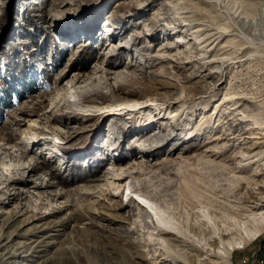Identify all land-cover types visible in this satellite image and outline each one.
I'll return each instance as SVG.
<instances>
[{
	"label": "rangeland",
	"instance_id": "1",
	"mask_svg": "<svg viewBox=\"0 0 264 264\" xmlns=\"http://www.w3.org/2000/svg\"><path fill=\"white\" fill-rule=\"evenodd\" d=\"M119 1L123 0H0V222H6L5 231L13 232L5 249L14 248L20 253V257L11 264H43L45 260L49 264H144L140 258L129 256L118 246L115 235L129 232L132 228L141 231L137 235L131 233L128 238L140 246L146 259L155 261L152 250L161 252L165 247L156 230L141 225L134 227L130 218L134 215L139 218L140 214L135 210L120 209L121 201H131L130 197H133L141 202L150 216L151 210L139 197L140 193L131 192L126 181H123L119 189L110 190L113 195L102 194L103 187L111 182L112 168H124L132 163L154 165V171L169 172L168 177L177 181L173 189L177 193L172 198L153 202L147 200L158 206L166 218L181 226L182 223H198L199 227L205 229L201 219L211 218V222L216 221L217 224L213 229L215 232L228 230L227 238L219 243L217 251L221 254L217 258L204 253L200 256L206 257L203 259L205 264H264V229L252 238L246 236V231L254 233L255 217L259 213V208L251 209L246 200L252 191L264 199V184L256 185L257 178L250 176L253 166L238 171L239 165L247 162L239 161L242 156L227 159L236 153L242 155L245 146L238 145L239 141L235 139L215 140L206 145L215 150L206 156L212 153L219 156L216 161L228 168L225 179L207 174L196 161L197 157L205 154L202 149L206 146L203 144L210 140L209 136L220 134V123L233 104L228 101L220 106L222 98L237 95L249 97L252 92L264 87V39H257L254 43L250 31L244 33L241 29V20L232 17L238 3L244 5L249 15L259 14L261 0H223L222 8L214 2L213 5L199 3L214 16L212 22L235 23L239 28L234 31L235 34L218 40L217 47L226 41L235 43L240 36H244L251 51L257 53L256 60H245L243 67L236 64L222 79L217 94L209 100L200 102L201 88L209 87V82L213 84L214 79L202 76L203 81L194 83L197 78L190 80L185 77L194 71L192 65L176 67L185 65L184 59L204 54V51L195 50L192 39L185 44L178 43V40L187 39L180 32L172 33L167 38H157L153 34L156 29L153 30L154 25L150 21L149 30H140L143 21L147 24L151 16L162 19L156 21L163 23L158 24L157 28L167 26L176 29L178 20L175 16H181L183 10L182 3H178L180 0H168L174 11L167 7L163 13L153 16L151 9L158 6V3L155 4L145 11L134 27L137 29L134 33L140 31L143 34L139 43L150 44L139 52L153 58V64L146 68H143L144 60L141 57L142 63L137 62L126 69L130 77L141 78V81L132 80L131 88L125 85L119 87V84L102 103H97L98 100L91 96L75 106L64 99H75L67 91L61 98L55 99L59 87L68 76L78 73L81 75L78 81H84L92 76L94 67L101 66L109 57L106 52L110 46L106 47L104 42L111 39L101 25L105 21L113 24L107 17ZM218 8L222 12L220 16H215ZM122 11L118 10L117 13ZM128 35L115 38V41L124 42L130 38ZM79 42L84 45H79ZM168 43H174L175 47L158 50V47ZM134 44L132 48L137 49L138 44ZM120 52L110 56L114 63H119L122 55L129 54L126 49ZM160 54L163 60L156 56ZM117 68L125 69L123 64ZM64 72H67V77L57 83V77ZM126 88L134 90L139 97L137 101L148 105L143 113L144 119L153 118L151 114L155 113L157 118L162 117L158 119L161 125L177 135V138H163L162 144L154 147L158 153L155 156L147 154L145 159H140V154L145 153L136 149L141 147L136 145L140 139L136 141L131 131L125 135L134 128L130 122L138 115L133 108L125 111L127 106L122 108L119 102L125 98L133 99L123 93ZM157 95L165 98L171 96L165 101L168 105L159 104L163 101H158ZM246 101L245 104H248ZM107 102H111V105ZM262 102L255 111L259 113L257 118L264 119V99ZM132 103L139 105V102ZM110 108L118 109L115 112L121 116L103 118L104 113L101 112ZM184 114L188 119L181 121ZM211 117L215 128L208 129L202 136L200 129ZM249 125L250 122L244 128ZM181 126L183 130L177 129ZM163 133L159 131L156 138L162 137ZM105 140L112 143L103 144ZM132 141L135 147L130 145ZM212 158L214 156L209 159ZM167 160L172 162L166 168ZM237 177L245 182L239 183ZM149 183L153 188L158 185L156 179L149 180ZM180 184L199 191L203 200L212 197L215 210L210 213V207L204 202L193 210L199 211V217L194 215L185 197L179 194ZM87 191L93 192V195L86 194ZM102 200L115 209L106 207ZM263 206L264 203L260 207ZM82 216H87L89 220H81ZM88 222V232H85L82 228ZM2 233L3 230H0V235ZM142 233L145 238L140 236ZM243 236L249 241L246 239L243 244L231 249L226 257H222L225 253L223 243L239 244ZM3 251L4 248H0V256ZM159 259L160 256L157 257Z\"/></svg>",
	"mask_w": 264,
	"mask_h": 264
},
{
	"label": "bare ground",
	"instance_id": "2",
	"mask_svg": "<svg viewBox=\"0 0 264 264\" xmlns=\"http://www.w3.org/2000/svg\"><path fill=\"white\" fill-rule=\"evenodd\" d=\"M193 1H196L193 3ZM223 0H180L178 1L179 4L182 3L183 10H181V16L179 14H176L175 19L178 20L176 23V29H173L171 27L167 26H161V28H157L158 24L163 23H156V21H160L162 19L154 18V17H148V23H144L143 26L140 28V30H149V21L152 25H154L153 30L156 29V31H153V34L158 36L157 38H167L168 36H171L172 33L177 34V32L182 33L187 39L184 40H178V43L185 44L189 41V39H192V44L194 45L195 50H202L204 51V54L201 53L200 55H193V57L189 59H184L185 65H176V67L179 68H186L187 65H192L194 68V71H192L189 75H186L185 77L187 79L193 80L197 78L194 83L198 82L197 80H202L203 77L213 78L214 83L209 82V87L201 88L202 95L200 96V102L209 100L211 97L217 94V89L221 83H223L222 79L227 75L228 72L233 70L232 68H235L236 64H241V66L244 64L243 62L245 60H256L257 53L252 52L250 48V44L247 43V41L244 40V36H240L238 40L234 41L235 43L226 41L224 44L220 45L219 47L216 42L218 40L222 39L226 35L235 34L234 31H238L239 28L235 23H232V25H228L226 22L224 23H214L213 15L208 12L207 9L204 7H200V4L207 3L209 5H213L212 2L217 4L218 7H223ZM158 3V6L152 8L155 4ZM238 5V7H237ZM235 5L234 14L232 17L234 20H241L240 27L246 33L247 31H250L251 35L254 36L253 42L258 40L264 39V0H261L259 2V14L256 15H249L244 8V5L241 3H238ZM169 8L170 10L174 11V7L170 5L168 0H123L119 1V3L114 6L115 10L112 12H109L108 17L109 21L113 22V24H110L108 21H105L102 25V27L106 28L107 36L112 40H106L104 42V45L110 46L108 52V58L103 61L101 66L94 67V72L92 73V76L86 78L84 81L79 82L78 79L81 75L78 73H75L71 76H68V79L66 82L62 84L61 87H59V92L56 94V98H61V95L64 94L65 91L69 92L70 96L75 97V99L67 100L70 103L75 104V106L79 105L80 102L87 98V97H94L98 101L97 103H102L105 100L107 96L112 95L113 91L121 85H125L127 87H132V80L141 81V78H132L130 77V72L126 69H128L130 66H133V64L140 62L144 60L143 68H146V66H150L153 64L152 60L153 58L151 56L146 57L142 55L143 53H140L139 50H144L150 46V44H145L143 41L139 43L142 37V33L140 31L134 33L133 31L137 30L134 29L137 22L142 19V16L145 14V11L151 9V14L153 16H157L160 13H163V10H166V8ZM192 9V11L190 9ZM220 8L217 9V13L215 16H220V13L222 12ZM238 8L240 11H238ZM257 8V7H256ZM117 9V10H116ZM118 10H123L121 13H117ZM125 11V13H123ZM238 11V12H237ZM258 15L260 16V19L258 18ZM208 17V18H207ZM155 19V20H153ZM209 19V20H208ZM147 22V21H146ZM184 27V28H181ZM127 30V32H126ZM145 30V31H146ZM151 30V29H150ZM126 32V34H125ZM75 33V32H74ZM130 34V35H128ZM130 36L129 39L124 40V42H118L115 41V38H120L121 36ZM140 39V40H139ZM248 39V38H247ZM114 40V41H113ZM249 40V39H248ZM117 43V44H116ZM138 44L136 46L137 49H133L131 45ZM259 43V42H258ZM100 44H103L100 43ZM114 44V45H113ZM116 44V45H115ZM134 44V45H135ZM199 44V46H197ZM79 45H84V43H80ZM264 46V45H263ZM104 47V46H103ZM175 47L174 43H168L166 45H163L161 47H158V50H163V48H166L167 50H171ZM260 48V47H259ZM128 50V55H122V59L119 63H114L113 60H111L112 57L110 56H116L121 50ZM131 49L134 50L131 53ZM264 49V48H263ZM262 49V50H263ZM260 51V50H259ZM134 53V55H133ZM264 54V53H263ZM160 56V59L163 60L161 54L156 55ZM211 56V57H209ZM262 56V55H260ZM143 57V60L141 59ZM167 58V57H166ZM170 60L171 57H169ZM125 59H128L126 61ZM123 64L125 69H118L117 67L119 65ZM145 66V67H144ZM243 67V66H242ZM247 68V66H246ZM201 74L199 71H201ZM242 70V69H239ZM238 70V71H239ZM236 71V74L238 73ZM196 72V74H195ZM197 72L199 75L197 76ZM240 73V72H239ZM203 74V75H202ZM67 72H64L60 74L57 77L56 82L60 83L62 82V79L67 77ZM238 76V75H237ZM204 77V78H205ZM80 83V84H79ZM213 85V86H212ZM127 96H132L133 99H122L120 100V104H122V108L124 110H128L130 108L134 109V112H137L138 115L134 116L131 123L134 124V128L128 131L129 134L130 131L132 132L133 137L136 138V141L140 139V142H136V145H141L140 148H137L138 150L145 152L141 153L139 158L145 159L147 157V154L149 156H155L157 151H154V147H158L160 144H162V139L166 138L167 136H170L172 138H177L176 134L170 133L168 130L169 128H165L161 125V122H159V118L162 117H156L157 115L155 113H152L153 118H147L144 119V110L148 107L143 102L137 101L136 99L139 98L135 95L134 90L131 89H125L123 92ZM229 93V92H228ZM227 93V94H228ZM114 96V95H113ZM141 98V97H140ZM171 96H168V98H165L164 96L157 95L159 104L162 105H168V102H165L166 100L170 99ZM232 98V99H230ZM249 98V99H248ZM63 99V100H64ZM116 99V98H115ZM264 99V87H261L260 89L256 90L255 92H252V95L249 97L245 95H237L235 97H229L225 98L223 97L220 106L228 101H231L233 104L228 108L229 111L225 113V118L221 121V130L220 134L215 135L214 133L210 135V140L208 139L204 146H206L209 142H213L215 140H230L235 139L238 142V145H244V153L242 155L234 154L231 155L232 158H227L228 160H233V158L240 157V162L243 160H247L246 163L239 165L238 171H245V168L253 166L252 171L250 172V176L257 178L258 182L256 185L262 186L264 184V119L263 118H257L256 115H259L258 112H256V108L258 109L260 107V104L263 103L262 100ZM117 100V99H116ZM184 101V99H181ZM248 102V104H245ZM113 101H115L113 99ZM132 102H139V105H135V103ZM207 103V110L208 106L210 104V101ZM106 104L111 105V102H107ZM134 105V106H131ZM219 106V105H218ZM121 107V106H120ZM146 107V108H145ZM228 107V106H227ZM263 107V106H262ZM111 110H104L101 113L104 117H110L111 115H116L117 117L121 116V114H117L115 112L118 109L110 108ZM227 109V110H228ZM124 111V112H125ZM215 117V115H214ZM188 119L187 115L184 114L182 116V120ZM212 117L208 119V122L200 129V134L203 136L208 132V129L213 130L215 128V122L212 121ZM215 121V119H214ZM250 122V125L247 126L245 129L244 126ZM183 124V123H182ZM208 127H207V126ZM216 125L217 122H216ZM172 129L176 130V128L171 126ZM171 129V128H170ZM177 129H182L183 127H179ZM157 131V132H156ZM159 131L164 132L162 137L156 138V135ZM248 131L249 134H248ZM175 133V132H174ZM212 133V132H211ZM245 139H251L250 141ZM103 144H111L112 141L105 140L102 142ZM229 144V143H228ZM236 144V143H235ZM132 147H135L134 142L132 141L130 143ZM153 149V150H152ZM204 151V155L197 157L196 161L198 162L200 168L204 169V171L207 174L217 175L219 178L225 179L226 173H228V168L224 166L223 164L216 161V159L219 156L211 155L206 156V154L213 149L206 148L202 149ZM215 151V150H213ZM153 152L152 154H150ZM213 157L212 159H209L210 157ZM164 160V159H163ZM147 162V161H146ZM172 161H165L167 163L166 168L169 167V163ZM148 163V162H147ZM154 166V165H153ZM153 166L149 164H128L124 168L119 169H113L112 168V175H111V182L106 183L107 187H103L102 194L106 195H113V192H111V189H119L121 187V183L123 181H126L128 187L130 188V191L133 193L139 192L145 204H147V207L151 210V215L149 216V212H147V209L145 207L141 206V202L135 201L133 197H130L131 201H121L122 206L120 209L127 208L129 211L135 210L138 214H140V217L133 216V218H130V223L135 225L134 227H137L138 225L143 226L144 228H149L156 230V233L159 236V239L162 240L163 246L161 249V252H154L152 250V259H156L155 261H151L145 258V254L141 249H139V245L133 243L128 237L131 233H134L137 235L141 231L140 229L132 228L129 232H120L119 234H116V240L118 241V246L124 250V253L126 252L131 257H138L140 258L144 264H205L203 261L204 258H200V256L204 254L215 256L217 258L218 254H221L217 251L219 248V243L224 242L223 240L227 238L228 230L227 229H221L218 232H215V229L217 224L216 221L211 222L208 219H201V225L205 226V228L199 227L198 223H192V224H185L182 223L183 226H181L179 223L173 222L166 218L158 206L155 204H152L153 201H160L161 199H170L174 196L175 193L173 192L174 187L176 186L177 181L174 179H170L168 177L169 172L163 173L162 171H154ZM216 170V171H213ZM163 173V175H162ZM202 175V174H200ZM238 178L239 183H244L245 180ZM156 179L158 181V185L153 188L150 186L149 180ZM86 194L93 195V192H86ZM179 194L185 197L188 204L190 205V209L194 215H197L199 217V211L194 212V208L198 207L202 203H206L210 208L209 211L215 210L213 209L215 205V200L212 197H206L203 200V195L197 191L193 190L192 188H188L186 186H182L180 184L179 186ZM121 200V196L119 197ZM208 199V200H207ZM135 201V202H132ZM152 200V202L147 201ZM104 202V200H102ZM248 203H250L251 209H257L259 208V213H256L255 217V231L254 233H249L250 231H246V236L248 238L254 237L255 234L260 232L262 229H264V209L262 204L264 203V199L257 197V195L252 191V195L249 197V199L246 200ZM105 206L110 209H115L113 205H110L107 202H104ZM142 216V218H141ZM152 216V217H151ZM175 216V213L173 214V217ZM71 217L76 219V216L71 214ZM78 218V217H77ZM146 218H148L146 220ZM81 220H89L87 216H82L80 218ZM10 221V220H9ZM89 222L86 223L85 228H82L85 232H88V226ZM5 225L6 222H0V230H3V233L0 235V248H4L3 253L0 256V264H11L15 262L20 257V253L17 251V249L14 248H6L5 246L7 243H10L11 236L13 232L5 231ZM13 227V226H12ZM9 230V229H8ZM212 231V234H211ZM218 236H216V234ZM206 234H209L207 237ZM140 236H143L145 238L144 233L140 234ZM182 238V239H179ZM246 238L248 241L249 239ZM245 236L242 237L241 242H231L228 243V245L224 244V254L222 257H226V255L229 253L231 249H233L235 246H240L245 242ZM94 240H98L95 239ZM199 244H198V243ZM151 244V242H150ZM8 246V245H7ZM149 246V245H148ZM151 251V249H150ZM162 254V255H161ZM160 256V259L157 260V257ZM43 264H49L48 260H45V263Z\"/></svg>",
	"mask_w": 264,
	"mask_h": 264
}]
</instances>
